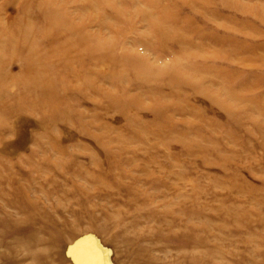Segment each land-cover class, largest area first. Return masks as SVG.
Here are the masks:
<instances>
[{
    "label": "rangeland",
    "instance_id": "obj_1",
    "mask_svg": "<svg viewBox=\"0 0 264 264\" xmlns=\"http://www.w3.org/2000/svg\"><path fill=\"white\" fill-rule=\"evenodd\" d=\"M43 1L115 47L106 59L69 64L39 41L51 24L35 17L28 19L39 51L0 40V186L12 197L30 193L36 204L9 210L18 224L10 231L53 239L57 264H264V22L257 16L264 0ZM115 3L123 14L109 11L104 26L102 9ZM36 4L0 0L10 19L0 15L1 31L18 29ZM136 10L156 19L172 11L162 23L182 40H156L166 47L155 59L139 45L149 32ZM69 35L66 27L61 41ZM124 54L156 72L151 84L175 109L143 94L149 85L132 73L123 83L100 75ZM169 71H181L189 86L170 94L161 81ZM32 77L40 86L25 89ZM112 97L134 106H108ZM40 184L48 193L35 189Z\"/></svg>",
    "mask_w": 264,
    "mask_h": 264
},
{
    "label": "bare ground",
    "instance_id": "obj_2",
    "mask_svg": "<svg viewBox=\"0 0 264 264\" xmlns=\"http://www.w3.org/2000/svg\"><path fill=\"white\" fill-rule=\"evenodd\" d=\"M89 1H90V3H93V4L95 3L94 0H89ZM153 1L156 3V0H153ZM186 1L188 2V0H186ZM205 1H207V0H204L203 3ZM127 2H129V0H127ZM54 9L55 8H53V5L45 3L43 0H38V4H36L35 9H34L35 12H29L27 15L24 14L26 16L20 19L21 24L19 25L18 29L11 31L12 33H15L14 35L12 33L2 32L0 29V31H1L0 32V40L4 42V41L9 39L13 43H16L17 39H21L22 43L26 44L24 48L33 47L35 49H38V51H39L40 46L38 45V43H37V45L39 47L35 46L34 40L32 39L33 38L32 36L37 31V29L34 25L31 24V21L28 19L30 17H35L42 22H47V23L51 24L50 29H42L41 30V36H40L41 38L39 39V41H43L48 46H51L54 50L53 53L55 55H57L58 57H61L65 62H67L69 64L75 63V62L80 61L83 57L87 58L89 56H93L96 58H103V59H106L108 56H111V50L115 47V41L114 40H111L108 38L106 40L101 39V40L96 41L94 34L90 35V34H85L83 32L85 22L79 23L76 25L73 24V26H71L66 22V18L63 17V15H61L60 13L57 14V12H55ZM119 9H123V8L119 7L116 3L114 5H109V6H106L105 8H103L102 12L100 14V16L102 18V20H101L102 24L104 26H106L108 24V22H109L108 13L111 10H114L117 15L121 16L123 14V10H119ZM254 11H257V10H254ZM254 11H251V12L254 14ZM171 12L172 11L164 10L160 14V16L157 18L158 19L157 20L156 17L149 12H145L143 10H138V11L136 10V13H140L146 17L143 19L145 21H147L146 28H147V32H149V35L148 34H142L141 35L139 45L142 46L144 49L151 51L153 53V55H155V59H156V53L159 54L160 50L163 49L164 47H166V45L164 43H162V44L158 45V46H161L160 48H156V40L159 42H162L160 39H164V38L165 39L168 38L169 40L176 38L178 40V42L180 41L179 39L182 40V37L179 36V34L175 33V31H172L170 29H166L162 23V22H166L168 17L173 16V15H171ZM0 15H1V19H4V23H5L8 20L7 19L8 15H9L8 12H0ZM257 16L259 17L258 18L259 20H263V22H264V8L261 9V14H258ZM88 20H91V19H88ZM172 23H175V21H173ZM66 27H69L70 35L69 36H63L62 37L63 41H61L60 35L62 34V30H64ZM156 34H157V37L159 39L156 38ZM174 34H175V37L173 36ZM39 41H37V42H39ZM62 42H64V43L66 42L65 46L61 45ZM18 49H19V47H18ZM183 51H185V50H183ZM120 57H125L126 61H124L123 63H117L116 62L113 65V67L110 68L112 70L104 71V72L100 73V75L109 77L110 80L117 79L120 83H123V82H121V80H122V78H124V80L126 79V77H125L126 73L127 74L132 73V75H134L135 78L141 79L146 84L149 85L148 89L146 90V92H143V94L145 93L146 96L149 95L150 97L153 98V100L155 102H156V96H159V100H162V102H163L161 104V107H163V108L170 107V106L173 107L171 104L163 101L164 99H167L169 94H165V91L162 89H159L160 92H158V93L156 92V86L151 84V82L156 81V72L153 71L151 68H149L147 66L148 64H145V62L143 61L142 58L137 57V56H133L131 54H124V56H120ZM119 60L121 61V58ZM189 62H191V61L189 60ZM182 68L185 69V66H182ZM181 76H182L181 71H175V72L169 71L168 72V78L167 79H161V81H164V84H166L168 86L170 94H172L173 92H181L182 87L189 86L188 82H186V80ZM127 77H128V75H127ZM32 78H33L32 82L31 81H28V82L24 81L23 82L22 86H24L25 89L29 88L30 86L35 87V86H37L38 83L41 84V82L38 80V78H34V77H32ZM9 79L10 78H8L6 80V82H8V83L14 82V80H9ZM113 81H115V80H113ZM3 82H5V81H3ZM0 83H1V85H0V88H1V86H3L1 80H0ZM84 83H85V85H87V87L89 89L93 88L92 82L85 81ZM42 85H41V87H42ZM17 87H18V85H17ZM21 90H23V89H21ZM35 90H36V87H35ZM98 92L99 93H97V94L99 95L100 91H98ZM19 95H21V94H19ZM23 97H24V95H23ZM131 99H130V103L125 104V106L121 105V103L119 104L118 100H116V97L115 98L112 97V99L109 98V100H106V103L108 106L113 105V103H115L116 106L119 107L118 110H124V107H128V109H129L130 108L129 106H132V107L134 106L133 102H131L132 101ZM179 104H180V106H182L181 102H179ZM126 105H129V106H126ZM173 108L175 109V107H173ZM115 109H117V108H115ZM189 109H191V108H189ZM173 111H175V110H173ZM181 111H183V110H181ZM134 116L136 118H138V116L133 115V117ZM129 120L127 123L130 122ZM130 124H132V121ZM137 124H138V122H137ZM137 124H135V125H137ZM128 133H130V132H128ZM197 147L195 146V148H197ZM29 188H31V187H29ZM35 189L38 190L40 193H44V194L48 193V190H47L48 188H44L42 186V184H40L38 188L35 187ZM12 192H13V189L10 188L9 193H6L5 187L0 186V201H1V199L3 200V197L5 195H10V200L7 203L8 205H6V204L0 205V261L3 258L2 256L5 253L9 252L11 254L15 253L14 257H11L9 259H4L5 261H8L9 264H36L37 262H39V264H43V263L44 264H55L56 262H53L51 256L49 255V252H52V250L56 249V247H57V244H56V242H54L53 239H51L52 241L49 242V239H42L41 237H38V238L25 237L24 235H21L20 233H18L19 232L18 230L17 231L14 230L15 232L10 231V229L12 230V228H14L18 225V224H16L17 222H16V219L14 218L15 213L9 211L10 209L15 210L16 214H18L19 213L18 211L21 209H23V211H26V209H28V207L31 208L33 206H36V204L34 205L35 201H32L30 199V193L28 196L27 193L24 191L20 195H16V197H12L11 196ZM43 217H44L43 219L44 220L46 219L45 221H47L49 224H51L52 227L53 226H55V227L60 226V225H58V222L56 220H54L53 218L47 217V216H43ZM39 227H40V225H39ZM39 227H37L38 230H40ZM41 232L43 234L47 235L48 238L50 237L49 233L46 234L47 233L46 231L44 232L42 230ZM51 238H53V237H51ZM126 246H129V245L123 244V247H126ZM20 250H23V251L20 252ZM57 256H58V254H57ZM59 258H61V257H59ZM58 259H56V261ZM28 260H29V262H27ZM150 260H151V263L149 261V264H155L156 263L155 259H150ZM5 261H3L4 262L3 264H5ZM147 261L148 260H145V262H147ZM63 263L65 264V262H63Z\"/></svg>",
    "mask_w": 264,
    "mask_h": 264
}]
</instances>
